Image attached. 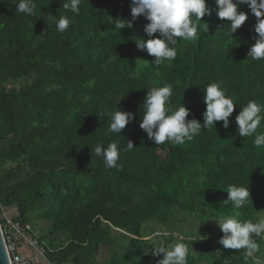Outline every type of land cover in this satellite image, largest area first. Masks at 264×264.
Segmentation results:
<instances>
[{
    "label": "trees",
    "instance_id": "obj_1",
    "mask_svg": "<svg viewBox=\"0 0 264 264\" xmlns=\"http://www.w3.org/2000/svg\"><path fill=\"white\" fill-rule=\"evenodd\" d=\"M67 2L35 0L26 15L19 0H0V225H28L48 264H157L154 250L175 242L188 245V264H264V233L246 258L219 243L216 221L264 214V146L235 122L249 100L264 104L250 8L238 7L248 19L232 34L213 10L195 39L177 38L175 60L156 65L137 47L149 21H133L131 0H81L78 15ZM61 16L73 21L63 33ZM122 20L132 27L115 28ZM217 81L236 104L227 129L217 121L183 145H156L140 128L149 88L172 85V109L203 124L204 90ZM116 110L135 116L120 134L108 132ZM112 142L118 167L107 168L94 149ZM233 184L250 192L239 209L224 203ZM36 224L47 225L40 237Z\"/></svg>",
    "mask_w": 264,
    "mask_h": 264
},
{
    "label": "clouds",
    "instance_id": "obj_2",
    "mask_svg": "<svg viewBox=\"0 0 264 264\" xmlns=\"http://www.w3.org/2000/svg\"><path fill=\"white\" fill-rule=\"evenodd\" d=\"M80 2L81 0H69L63 4V7L78 15ZM245 4L256 17L254 31L258 34L257 37H253L255 43L250 47L248 57L252 60H264V0H215V9L209 7L206 0H131L133 21L139 16H144L149 21L144 26V33L148 39H142L137 43V47L155 57L156 65L165 61L170 63L177 56L175 48L178 43L177 38L195 39L197 22L202 21L205 15H211L213 10L219 19L230 22V32L235 33L248 19V13L238 11V7ZM35 9V0H19L16 4V11L26 15H33ZM133 21L118 22L115 28H131ZM72 22L69 17L61 16L57 21V30L61 33L65 32ZM157 33L159 35L154 37ZM172 93L170 84L151 87L143 102L145 111L139 126L147 134L148 139L156 145L166 141L183 145L198 135L202 128L215 127L214 122L217 121H222L225 129L229 127V117L234 112L236 104L233 97L227 95V89L222 87V82L210 83L204 90L206 111L203 114V124L196 119L186 120L190 109L183 105L173 110ZM133 119H135L133 113L116 110L111 114L108 132L120 134ZM262 120H264V104H259L255 100H249L235 117L239 136L249 137L255 134L254 144L257 148L264 146V133H257ZM133 148V143L127 142V150ZM94 152L96 156L103 157L107 168L118 167L120 153L116 142L109 143L107 147L97 143ZM226 191L228 197L224 203L230 202L236 209L244 206L250 198L248 187L233 184L229 185ZM216 221L223 233L219 243L225 249H244L246 258L258 250L253 237L264 233V219L258 222L253 220L241 222L237 216H225ZM193 251L195 252L194 249ZM160 254H163V258L157 264H188L187 257L190 252L187 244L175 242L167 247L160 246L153 252L155 256Z\"/></svg>",
    "mask_w": 264,
    "mask_h": 264
},
{
    "label": "built area",
    "instance_id": "obj_3",
    "mask_svg": "<svg viewBox=\"0 0 264 264\" xmlns=\"http://www.w3.org/2000/svg\"><path fill=\"white\" fill-rule=\"evenodd\" d=\"M0 229L9 264H31L29 260L24 259L17 254L15 240L22 241L27 248L33 249L40 258L45 260V251L38 245L36 239L31 237L28 225L22 226L11 220L4 219V223L2 226L0 225Z\"/></svg>",
    "mask_w": 264,
    "mask_h": 264
},
{
    "label": "crops",
    "instance_id": "obj_4",
    "mask_svg": "<svg viewBox=\"0 0 264 264\" xmlns=\"http://www.w3.org/2000/svg\"><path fill=\"white\" fill-rule=\"evenodd\" d=\"M10 212H5L3 213L5 216L9 215ZM15 243L17 245V254L24 258L27 259L31 262V264H48V262L46 261V259H42L38 256V254L36 253V251H34L33 249H29L27 248V246L20 240H15Z\"/></svg>",
    "mask_w": 264,
    "mask_h": 264
},
{
    "label": "rangeland",
    "instance_id": "obj_5",
    "mask_svg": "<svg viewBox=\"0 0 264 264\" xmlns=\"http://www.w3.org/2000/svg\"><path fill=\"white\" fill-rule=\"evenodd\" d=\"M261 219H264V214L261 216ZM192 224L194 225L195 222H192ZM196 226L197 225H194V227H196ZM35 228H36V232L38 234V237H40V236H42V234H45V233L41 232V230H45L47 228V225L46 224H36ZM183 230H188V228H183ZM158 235H159L158 233L154 234V236H158ZM176 235H174V237H177ZM162 258H163V254H160V259H162Z\"/></svg>",
    "mask_w": 264,
    "mask_h": 264
},
{
    "label": "water",
    "instance_id": "obj_6",
    "mask_svg": "<svg viewBox=\"0 0 264 264\" xmlns=\"http://www.w3.org/2000/svg\"><path fill=\"white\" fill-rule=\"evenodd\" d=\"M0 264H9L0 229Z\"/></svg>",
    "mask_w": 264,
    "mask_h": 264
}]
</instances>
